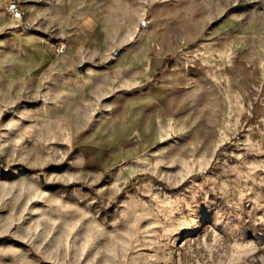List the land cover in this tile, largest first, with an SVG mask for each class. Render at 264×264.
<instances>
[{
  "label": "rangeland",
  "instance_id": "374dc122",
  "mask_svg": "<svg viewBox=\"0 0 264 264\" xmlns=\"http://www.w3.org/2000/svg\"><path fill=\"white\" fill-rule=\"evenodd\" d=\"M10 1L0 264H264V0Z\"/></svg>",
  "mask_w": 264,
  "mask_h": 264
},
{
  "label": "built area",
  "instance_id": "2783aa9c",
  "mask_svg": "<svg viewBox=\"0 0 264 264\" xmlns=\"http://www.w3.org/2000/svg\"><path fill=\"white\" fill-rule=\"evenodd\" d=\"M7 13L11 21H14V22H22L25 16V12L22 9L21 4L16 0L10 1L8 3Z\"/></svg>",
  "mask_w": 264,
  "mask_h": 264
},
{
  "label": "water",
  "instance_id": "95a60500",
  "mask_svg": "<svg viewBox=\"0 0 264 264\" xmlns=\"http://www.w3.org/2000/svg\"><path fill=\"white\" fill-rule=\"evenodd\" d=\"M123 49H124L123 47L116 48V49L113 51V54H114L115 56H118V55L120 54V52H121ZM88 64H89V62H85V63H83L82 65H80V66L78 67V70H79L80 72H84V71L86 70Z\"/></svg>",
  "mask_w": 264,
  "mask_h": 264
}]
</instances>
